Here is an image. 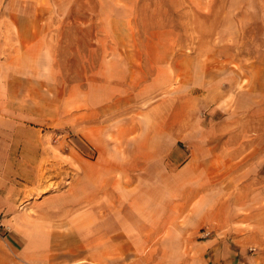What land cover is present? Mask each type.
<instances>
[{
    "label": "crops",
    "instance_id": "crops-1",
    "mask_svg": "<svg viewBox=\"0 0 264 264\" xmlns=\"http://www.w3.org/2000/svg\"><path fill=\"white\" fill-rule=\"evenodd\" d=\"M0 264H264V0H0Z\"/></svg>",
    "mask_w": 264,
    "mask_h": 264
},
{
    "label": "rangeland",
    "instance_id": "rangeland-1",
    "mask_svg": "<svg viewBox=\"0 0 264 264\" xmlns=\"http://www.w3.org/2000/svg\"><path fill=\"white\" fill-rule=\"evenodd\" d=\"M216 10H220V9H216ZM221 10H223V12L224 13H226L227 14V12H228V16H227V18L225 17L224 19H226V21H227V23H224L223 25H222V28L224 29V27H230V15H231V9L230 8H227V9H221ZM214 11H215V9H207V12H209V14H208V18H207V27H209V23H210V21L213 19V13H214ZM199 26V24H196L195 25V27H198ZM201 26L204 28V24H201ZM193 42V41H192ZM195 42V41H194ZM208 42H215V41H208ZM74 138H76V137H74ZM78 139V138H77ZM83 144V143H80L79 142V140H77L76 141V139H75V141H74V144ZM86 145V144H85ZM87 150L89 151V153H91L90 152V149H88L87 148ZM250 250L252 251V250H254V248H250Z\"/></svg>",
    "mask_w": 264,
    "mask_h": 264
}]
</instances>
